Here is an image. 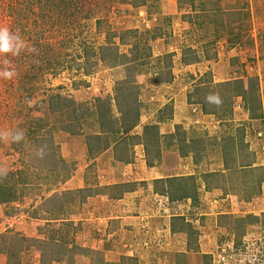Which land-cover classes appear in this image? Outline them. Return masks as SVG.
Returning a JSON list of instances; mask_svg holds the SVG:
<instances>
[{"label":"rangeland","instance_id":"obj_1","mask_svg":"<svg viewBox=\"0 0 264 264\" xmlns=\"http://www.w3.org/2000/svg\"><path fill=\"white\" fill-rule=\"evenodd\" d=\"M162 4H168L167 0H0V26L18 31L29 46L37 49L35 53L26 51L18 57H7L18 75L10 81L0 78V131L23 128L27 133L26 145L0 143V165L10 169L8 177L0 181V194L6 197L5 193L15 192L14 199L0 205V254L7 256L6 264L41 261L37 249L42 248V240L28 238L24 227L36 226L38 220L44 223L45 218L56 219L59 208L50 194L59 182L72 175L74 168L61 155V132L67 133L65 140L74 141L73 135L93 119L92 112L98 118L111 114L109 105L106 103L103 108L104 102L95 95L114 90L115 97L121 93L132 99L143 94V89L147 95L151 89L147 88V79L168 80L173 77V71L185 81L194 79L190 72L180 74L177 66L183 60L216 58L223 44L241 42L255 46L257 38L264 46V0H176L175 13H178L167 14L166 10L165 15L161 13ZM159 15L160 19L155 21ZM164 35L172 36L173 45L181 46L183 52L161 55L155 52L154 41ZM250 57L254 67L251 90L241 98L246 102L247 112L236 110L237 100L234 102L230 96L239 91V82L220 88L207 78L209 72L196 82L205 84L201 88L205 92L195 89L191 95L202 102L203 111H220L225 117L232 108L250 118L263 114L264 71L259 70L264 65V53H253ZM4 59L0 56V70L5 67ZM244 66L246 62L242 64L241 76H247ZM138 81H142L141 86ZM209 94H219L221 106L207 102ZM260 128L264 129V121L255 130ZM250 129L253 130L252 126L238 122L236 141L245 140ZM45 144L49 154L43 159L35 157L34 150ZM242 150L243 165L248 167L238 172L240 175L233 171L232 184L241 190L244 198L253 199H247L248 203L241 204L242 207L225 204L227 207L220 208L221 212L225 208L234 212L221 218L209 201L202 203L199 197L195 198L189 212L177 208L173 213L184 215L177 218L174 228L178 233L184 231V237L170 243L161 234L160 240L142 257L129 256L127 251L132 246L124 248L120 244L113 247L114 257L120 258L115 264H223L219 255L225 249L227 264L241 261L248 264V256L256 257L257 264H264V166L259 165L262 161L256 152L249 147ZM251 179L257 181V188L249 186ZM163 209L141 218L150 232L154 223L160 228L164 225L163 221L159 225V219L166 215ZM168 211L172 215V210ZM67 224L71 228L64 230L68 234L58 249H52L55 245L49 240L56 236L57 229L49 230L48 224L46 229L40 226L46 241L41 264H52L59 257L61 264H73L75 254H88V250L79 247L69 248L73 223ZM157 230L155 227L152 231ZM93 256L96 264H105L103 251Z\"/></svg>","mask_w":264,"mask_h":264},{"label":"crops","instance_id":"obj_2","mask_svg":"<svg viewBox=\"0 0 264 264\" xmlns=\"http://www.w3.org/2000/svg\"><path fill=\"white\" fill-rule=\"evenodd\" d=\"M167 3L162 4L161 13L165 15L168 10L167 14H174L176 0H167ZM159 19L160 15L154 18L155 21ZM173 35L176 36V33ZM171 40L172 36L158 37L153 44L155 52H183L182 47L173 45L174 40ZM220 48L216 58L203 57L195 62L183 60L177 66L180 74L190 72L195 80L191 77V81H185L183 76L173 71V77L168 80L155 82L147 79V88L151 87L147 95L143 87V94H136L132 99L121 93L115 97L114 90L107 94L99 92L95 96L104 102L103 108L106 103L109 105V116L105 114V118L99 119L91 111L93 119L73 135L74 141L65 140L67 133L60 130L61 140L63 138L59 143L61 155L74 168L72 175L59 182L50 194L54 205L59 208L54 216L56 219L47 221L45 218L44 223L38 220L36 226L29 222L27 229L24 227L28 238L42 240V248L37 249L41 261L45 258L43 243L46 241L40 226L46 229L48 224L49 230L53 227L57 229L56 236L49 240L55 245L52 249H58L64 245L68 234L64 230L71 228L67 223H73V239L72 244H68L69 248L75 246L88 250V254H75L73 264H96L93 254L97 251L104 252L105 264H115L120 258L114 257L113 247H120V244L124 248L132 246V250L127 251L129 256L142 257L149 247L160 240L161 234L170 243L184 237V231L178 233L174 230L177 218L184 215L173 213L182 208L189 212L195 205V198L199 197L202 203L209 201L212 208H217L221 218L234 212H227V208L221 212L219 209L227 207L225 204L230 202V205L240 206L253 199L244 198L241 190L235 189L232 184L235 175L232 173L240 175L238 172L248 167L243 165L242 148L248 146L255 129L263 125L264 112L259 117L250 118L248 114L232 108L225 117L220 111H203L202 102L194 100L191 95L195 89L205 92L201 89L205 84L196 82L208 72L207 78L220 88L232 86L238 81L249 94L254 71L249 58L253 53H264V46L257 38L255 46L240 42L228 46L223 44ZM222 54L225 56L222 57ZM243 62H246L247 76H241ZM262 69L264 71V65L259 71L262 72ZM138 84L141 86L142 81ZM236 96L233 97L234 102L240 97ZM129 108L134 109L130 125L123 120ZM107 110L108 107L103 112ZM102 121L105 125L101 124ZM240 121L252 126L253 130L246 131L245 140L236 141L239 132H235V127ZM256 183L251 179L249 186L257 188ZM162 209L166 215L163 220L159 219V225L162 221L164 225L160 228L156 222L152 230L155 227L158 230L150 232L141 218L146 213ZM168 210H172V215L167 214ZM184 227H187L186 224ZM18 228L15 230L18 231ZM7 261V256L0 254V264ZM52 264H61V257L53 259Z\"/></svg>","mask_w":264,"mask_h":264},{"label":"clouds","instance_id":"obj_3","mask_svg":"<svg viewBox=\"0 0 264 264\" xmlns=\"http://www.w3.org/2000/svg\"><path fill=\"white\" fill-rule=\"evenodd\" d=\"M35 53L37 49L29 46L27 41L17 31H12L9 27L0 26V56L5 57V67L0 70V78L5 80H13L18 74L11 65V61L7 57H18L23 52ZM241 97V96H240ZM242 98V97H241ZM206 101H214L216 106L222 104V99L219 94H209ZM31 104V101H28ZM246 107V106H245ZM0 143L8 144L15 143L27 144V133L23 128H13L9 130L0 131ZM49 154L48 146L41 145L34 150V156L43 159ZM10 169L5 165H0V181L6 179L9 175ZM243 264V262H242ZM248 264H257V258L248 256Z\"/></svg>","mask_w":264,"mask_h":264},{"label":"built area","instance_id":"obj_4","mask_svg":"<svg viewBox=\"0 0 264 264\" xmlns=\"http://www.w3.org/2000/svg\"><path fill=\"white\" fill-rule=\"evenodd\" d=\"M235 104H236L235 105L236 110L240 112H247V110L245 109L246 108L245 103L242 101L241 97L237 98V101ZM253 139L254 141H252ZM253 139L247 142L249 149H251L254 153L256 152V156L258 160L262 161L261 164L259 165L264 166V129L260 128L258 130H255L253 134ZM253 142L255 144V147L253 146ZM222 252L223 253L219 255L221 258V261L223 262V264H227L229 259L224 255L227 252V250L225 249ZM240 264H242V261L240 262Z\"/></svg>","mask_w":264,"mask_h":264},{"label":"trees","instance_id":"obj_5","mask_svg":"<svg viewBox=\"0 0 264 264\" xmlns=\"http://www.w3.org/2000/svg\"><path fill=\"white\" fill-rule=\"evenodd\" d=\"M237 85H238V89H239V91L238 92H234V93H231V98H233L234 96H236V95H238V96H241L242 98L243 97H245V95H246V91H245V89H244V86L243 85H241L240 83H237ZM233 92V91H232ZM237 97V96H236ZM244 100V99H243ZM202 104V103H201ZM246 104V103H245ZM206 110V109H205ZM134 113V109L133 108H129V111L128 112H125L124 113V122H127V124L128 125H130V124H132V120L134 119V117H132L133 114ZM132 115V116H131ZM100 118H102L101 116H100ZM99 118V119H100ZM104 118V117H103ZM104 121L105 122H107L106 121V119H104ZM104 121H102L101 122V124H103V125H105V123H104ZM131 122V123H130ZM246 147H249V146H246ZM245 146H244V148H246ZM261 181H259V183H260ZM4 193V192H3ZM8 194V196H4V197H2V194H0V205L1 204H4V203H6V202H9L10 200H12V199H14V194H15V192H9V193H5V195H7ZM187 225H189V224H187Z\"/></svg>","mask_w":264,"mask_h":264}]
</instances>
